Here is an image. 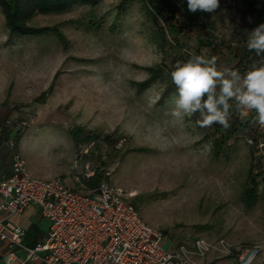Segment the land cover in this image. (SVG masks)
I'll return each mask as SVG.
<instances>
[{
    "label": "rangeland",
    "instance_id": "1",
    "mask_svg": "<svg viewBox=\"0 0 264 264\" xmlns=\"http://www.w3.org/2000/svg\"><path fill=\"white\" fill-rule=\"evenodd\" d=\"M122 1L96 0L93 8L36 15L31 26L57 31L39 37H9L0 11V116L27 121L17 138L28 172L39 179L56 174L83 192L97 173L137 206L150 227L166 235L189 232L213 244L224 239L238 248L256 247L252 264H264L259 177L257 202L242 200L254 187V157L246 138L255 129L235 116L234 107L227 128L200 126V113L183 123L171 115L177 94L171 72L177 62L199 55L195 37L212 35L208 26L216 25L225 42L257 19L241 1L220 5L202 25L185 27L177 41L166 33L161 51L158 29L183 21L155 23L143 0ZM222 62L227 67L231 61ZM149 68H162V75L143 88ZM77 128L91 137L74 143L70 131ZM87 165L94 172L89 179ZM209 255L218 257L214 264H236L215 251Z\"/></svg>",
    "mask_w": 264,
    "mask_h": 264
},
{
    "label": "built area",
    "instance_id": "2",
    "mask_svg": "<svg viewBox=\"0 0 264 264\" xmlns=\"http://www.w3.org/2000/svg\"><path fill=\"white\" fill-rule=\"evenodd\" d=\"M253 111L240 110L239 119ZM10 125L9 119H0V144L11 151L10 172L0 178V215L20 214L33 206L49 227L45 240L29 248L23 244L25 231L8 229L0 219V243L7 248L4 264H198L211 251L236 264H252L259 254L256 247L238 248L224 239L213 244L197 238L164 248L167 235L145 223L138 208L125 201L108 179L83 192L66 187L58 178L32 177L17 138L28 123L19 120L16 136L5 138ZM246 144L254 157L253 174L264 183V127L258 124ZM85 171L87 179L94 175L88 165Z\"/></svg>",
    "mask_w": 264,
    "mask_h": 264
},
{
    "label": "clouds",
    "instance_id": "3",
    "mask_svg": "<svg viewBox=\"0 0 264 264\" xmlns=\"http://www.w3.org/2000/svg\"><path fill=\"white\" fill-rule=\"evenodd\" d=\"M220 0H187L190 12L214 13ZM247 48L259 56L264 53V24L250 31ZM176 95L172 99L171 115L180 123L186 117L200 113V126L219 123L229 126L230 109L255 111L253 123L264 127V63L241 75L227 67L217 68L215 60L193 55L186 62H177L171 72Z\"/></svg>",
    "mask_w": 264,
    "mask_h": 264
},
{
    "label": "trees",
    "instance_id": "4",
    "mask_svg": "<svg viewBox=\"0 0 264 264\" xmlns=\"http://www.w3.org/2000/svg\"><path fill=\"white\" fill-rule=\"evenodd\" d=\"M127 0H123L121 4H124ZM132 1V0H129ZM149 8V14L152 16V19L157 22L156 19H161L166 22H170L173 19L178 21L182 20L183 22H174L168 24V29L166 31L162 28L158 29L159 42L158 48L161 51H164L167 46L166 33L171 35L172 38L177 41L178 35L184 32V28H194L203 24V20L208 16L209 13H204L197 11L195 13L190 12L187 7V0H143ZM236 1H241L244 5L247 6L246 12L248 16H255L257 23L254 22L251 24L253 28L257 27L260 24H264V0H220V5L225 6H235ZM96 0H0V11L5 20V26L8 30L9 37L24 38V37H39L47 34L50 31L57 32L56 27H33L30 25V20L36 15H50V14H63L68 12L75 6H88L90 8L95 7ZM220 7V6H219ZM165 15H168L167 17ZM182 23H185V26H182ZM204 27V26H203ZM211 29L210 36H201L197 35L195 37V42L197 43V52L200 56H204L206 59L215 60V64H218V58L222 55L221 50H223L224 44L221 43V39L216 38L214 32L216 31V25H209ZM237 31V32H236ZM235 31V36H243L244 30L238 29ZM214 35V36H213ZM218 47V51L216 49ZM256 54V53H255ZM259 59V64L262 62V54L257 55ZM217 62V63H216ZM242 61L237 63V66H240ZM248 62V61H247ZM229 66V65H228ZM227 66V68H228ZM236 66V67H237ZM219 66H217L218 68ZM219 69V68H218ZM230 69H234L233 67ZM150 77L148 80L140 84L141 87H147L153 81L157 80L162 75V68L155 69L149 68ZM235 110V108H234ZM237 108L235 110L237 117ZM20 120H25L23 117H18ZM73 142L78 144L82 140H88V132L81 128L72 129L70 131ZM219 145L215 144L214 154L217 156L219 153ZM145 151V150H144ZM104 179L101 175L95 173V175L87 182L85 186L88 188L87 192L93 191L97 188L99 183ZM256 181V175L251 179V184L254 186ZM79 191V190H75ZM245 196L242 197L243 202L248 205H253L257 202L258 196L255 186L251 189L246 190ZM134 205L136 208L137 206Z\"/></svg>",
    "mask_w": 264,
    "mask_h": 264
},
{
    "label": "crops",
    "instance_id": "5",
    "mask_svg": "<svg viewBox=\"0 0 264 264\" xmlns=\"http://www.w3.org/2000/svg\"><path fill=\"white\" fill-rule=\"evenodd\" d=\"M220 10V9H219ZM248 26V25H246ZM245 28V27H244ZM253 26H248L245 28L243 36L233 34L232 38L230 36L225 37V42H223V38L217 34L216 31V38L219 37L221 39V43H224V48L221 50L222 55L219 56L218 58V68H223L225 65L220 64L224 63L222 60L228 59L230 62V65L228 68H234L237 66V63L239 61H242L241 64L243 63L244 67L241 68L242 71H239L241 75H244L251 67L253 64H258L259 59L256 57V52L255 51H250L247 48V40L249 37V33L251 30H253ZM237 32V31H236ZM248 61V62H247ZM260 65V64H259ZM238 67V66H237ZM231 104H233L231 102ZM236 110L235 107V102L233 106ZM238 110V114H239ZM256 116L255 111H253L246 119L247 125L250 126V128L255 129L257 131V126L258 124L253 123L254 117ZM0 119H8L4 118L3 116H0ZM10 120V119H9ZM18 116L14 118V120H10L11 125L10 127L5 131V138H13L16 136L18 132V122H19ZM253 132L250 134H247V136L252 135ZM18 147H19V139H18ZM26 163V161H25ZM10 167H11V151L5 144H0V178L6 177L9 172H10ZM28 171V170H27ZM29 173V172H28ZM32 177L33 174L29 173ZM36 178V177H35ZM58 178L62 181L60 177L56 176V174L52 175L51 178ZM66 187L77 190L74 187H71L69 184L63 183ZM2 202L0 198V203ZM0 219L3 220L4 224L8 229H16L20 228L25 231V237L23 240V244L26 247H34L38 242L44 241L47 232H48V222L42 218L39 210L36 207L30 206L27 207L22 213L20 214H14L11 216H5V215H0ZM197 239V237H193L189 232H183L179 233L176 232L174 234H168L167 238L163 241V247L166 249H171L176 247L177 245L181 243H191L193 240ZM7 252V248L4 244L0 243V264H4L3 262V257L5 256ZM215 259H218L217 256L212 255V256H206L204 259L198 260V264H214ZM234 261V260H233ZM236 263V262H235ZM219 264H224L223 262H220Z\"/></svg>",
    "mask_w": 264,
    "mask_h": 264
}]
</instances>
